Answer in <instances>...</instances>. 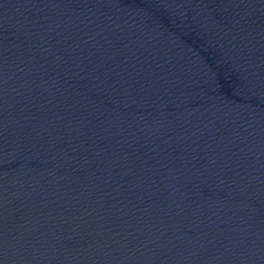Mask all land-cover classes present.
<instances>
[{
  "label": "water",
  "instance_id": "95a60500",
  "mask_svg": "<svg viewBox=\"0 0 264 264\" xmlns=\"http://www.w3.org/2000/svg\"><path fill=\"white\" fill-rule=\"evenodd\" d=\"M0 264H264V0H0Z\"/></svg>",
  "mask_w": 264,
  "mask_h": 264
}]
</instances>
